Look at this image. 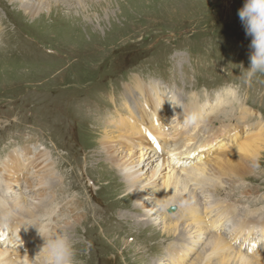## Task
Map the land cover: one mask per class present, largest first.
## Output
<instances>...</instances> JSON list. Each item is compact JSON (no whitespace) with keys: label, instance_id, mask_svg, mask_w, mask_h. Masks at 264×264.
Instances as JSON below:
<instances>
[{"label":"rangeland","instance_id":"rangeland-1","mask_svg":"<svg viewBox=\"0 0 264 264\" xmlns=\"http://www.w3.org/2000/svg\"><path fill=\"white\" fill-rule=\"evenodd\" d=\"M47 1V9L32 15L17 0H0V167L26 144L46 152L47 174L55 163L57 222L60 233L74 241L76 264H157L159 259L169 264L168 249L177 243L167 242L162 232L166 213L155 207L150 211L156 200L151 196H145L144 207L137 204L130 182L109 162L112 150L125 153L131 136L108 126L107 118L125 112L124 85L139 75L146 82L164 83L167 88H159L163 95L176 86L185 99L198 94L202 101L212 98L209 92L215 89L239 85L241 102L255 110L248 121L264 126V75L257 74L250 85L241 78L253 51L238 14L246 0ZM227 122L235 121L225 120L224 126ZM258 157L246 182L224 177L226 190L213 193L214 198L236 201L240 214L264 212V151ZM29 178L35 183V175ZM26 185H11L7 195L24 196L29 206L45 187L34 194ZM190 186L199 200L208 193ZM243 186L255 190L244 196ZM187 226L179 225L192 234L185 245L192 248L200 231L197 225L193 230ZM211 234L198 240L195 251H206ZM9 243L22 251L23 240ZM181 243L173 250L183 249Z\"/></svg>","mask_w":264,"mask_h":264},{"label":"bare ground","instance_id":"bare-ground-1","mask_svg":"<svg viewBox=\"0 0 264 264\" xmlns=\"http://www.w3.org/2000/svg\"><path fill=\"white\" fill-rule=\"evenodd\" d=\"M17 1L21 3L26 13L32 15L49 7L47 0ZM75 1L80 3L81 0ZM162 84L165 85L155 80L146 82L136 75L131 84L124 85V92L121 95L125 101L121 108H124L125 112L119 113L116 118L108 117L106 124L119 132H128L131 136L125 153L120 155L119 151L112 150L108 160L112 165L120 167V172L130 182L129 188L131 187L137 197V204L144 207L145 196L154 197L156 200L150 211H154V207L157 211L159 208L156 203L162 198L174 199L177 203L189 202V207L180 208L173 214L165 211L166 217L164 223L162 222V232L168 235L166 236L167 242L177 243L169 247L167 253L170 261L165 260V263L181 264L197 253L194 258L199 257V263H196L193 258L189 264H264V246L256 249L261 241L264 243V212L259 214L257 210L256 214L259 216L256 218L253 217L254 213L251 211L240 214L238 209L241 205L239 206L236 201H231V203L228 199L220 201L217 199L219 197L214 198L216 194L213 195L215 192L226 190L223 188L226 184L224 177L231 182L239 181L243 184L250 169L254 167L252 165L257 163L258 156L264 151V126L260 125L259 120L255 123L248 121L250 116L254 115L255 110L244 102L242 103L241 98L237 100L228 96L225 90L229 86L213 91L212 98L209 96L202 101L198 94L189 95V99H185L180 94L182 91L174 85L171 92L179 96L186 110L196 108L207 115L205 126L183 129L179 126L177 119L172 120L174 115H177L181 121L183 120L181 106L174 108L165 98L160 107L161 99L170 90H166L163 95L159 91ZM165 87L167 88L166 85ZM225 120L235 122H227L224 126ZM242 125L245 130L238 134ZM108 138L109 136H104L102 140ZM38 146L30 144L21 146L19 151L15 150L7 160L1 163L0 261L3 264H25L26 260L29 264H39L38 259L34 260L30 253L38 254L44 244V239L38 234L37 228L27 226L28 223L43 227L46 235L58 234L62 229L57 222L61 219V213L59 216V212L56 211L58 209L54 206L57 201L53 199L57 176L55 163L51 162L52 169L48 170L47 174V154L39 148V151L33 150ZM105 148L109 151L107 145ZM215 149L218 150L217 154L209 158ZM121 152L124 151L121 150ZM184 165L194 166L185 168ZM144 168L148 173H145ZM43 170L46 173H41ZM31 175L36 176L35 183L30 181ZM20 182H26V187L31 193L32 189L35 190L34 194L40 185H44L45 188L42 192L36 193L35 199L31 198L28 206L24 196H16L20 199H14L7 195V188ZM147 184L153 188H148ZM190 184L208 192L209 194H204L206 199L204 197L199 200L198 195H195V189L192 190ZM254 190L243 186L241 194L247 196ZM26 191L28 192V189ZM230 192L235 193L234 190ZM50 200L51 202H48ZM263 205L261 209H264ZM178 213L180 216L176 215ZM208 214L209 216H206ZM79 216L81 215L79 214L74 219L79 220ZM180 224L190 225L187 227H191L192 230L195 225L198 226L200 234L197 236L195 234L192 240L193 243L195 242L194 247L185 246L189 244L188 238H191L192 234H186L179 227ZM223 227L227 229L224 235L221 233ZM207 232L212 234L208 242H204L206 251H202L200 247L195 251L196 243H199L198 240H202ZM85 235H90L89 229H86ZM260 235H262L261 239L258 238ZM4 236H7V239H4ZM16 239L23 240L20 253L9 243ZM182 240L183 249L173 250L177 248L178 241ZM245 242L247 252L244 253L242 249ZM239 243L242 248L239 247ZM12 248L13 252L9 251ZM157 264L164 263L159 259Z\"/></svg>","mask_w":264,"mask_h":264},{"label":"clouds","instance_id":"clouds-1","mask_svg":"<svg viewBox=\"0 0 264 264\" xmlns=\"http://www.w3.org/2000/svg\"><path fill=\"white\" fill-rule=\"evenodd\" d=\"M239 18L243 22L246 34L252 37L250 67L242 72L241 78L244 84H251L257 74L264 75V0H246L243 7L239 10ZM239 85H230L226 90V94L232 99H239ZM167 98L173 107L181 106L183 108V120L181 121L177 115L172 117L179 121V126L183 129H193L207 124V115L202 110L193 108L186 110L184 103L180 100L175 92H168L162 99ZM171 120V121H172ZM156 206L161 211H168L170 208L178 210L180 208L189 207V202L181 201L177 203L174 199H160ZM35 226L38 234L43 237L44 244L40 252L33 258L38 259L39 264H76V250L74 241L67 233H58L55 235H46L43 227H37L33 223H28L27 226ZM0 264H3L0 261ZM25 264H29L26 260Z\"/></svg>","mask_w":264,"mask_h":264}]
</instances>
